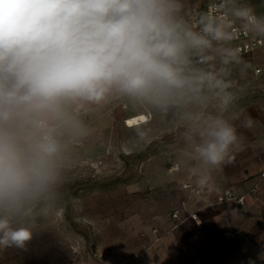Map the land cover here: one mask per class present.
<instances>
[{"label": "clouds", "instance_id": "9594fccd", "mask_svg": "<svg viewBox=\"0 0 264 264\" xmlns=\"http://www.w3.org/2000/svg\"><path fill=\"white\" fill-rule=\"evenodd\" d=\"M181 8L180 0H0V250H25L40 231L38 210L61 200L68 143L88 134L80 105L123 99L171 113L192 145L181 155L194 162L186 172L200 190L234 161L244 136L222 113L234 100L229 66L248 65L225 45L236 21L264 38V15L225 0L222 15L201 13L194 30ZM216 57L219 69L209 63ZM212 99L221 114L205 115ZM146 124L136 127L140 141ZM251 126L244 117L241 127Z\"/></svg>", "mask_w": 264, "mask_h": 264}, {"label": "rangeland", "instance_id": "374dc122", "mask_svg": "<svg viewBox=\"0 0 264 264\" xmlns=\"http://www.w3.org/2000/svg\"><path fill=\"white\" fill-rule=\"evenodd\" d=\"M233 88L234 100L222 113L232 122L264 101L255 82L238 81ZM115 101L123 107L129 102ZM204 111L221 114L220 101L210 100ZM146 127L151 132L145 141L123 121L86 142H69L61 200L38 210L39 233L25 250H0V264H79L99 256L126 261L149 248L151 236L160 238L159 222L182 193L177 155L192 145L171 113L152 114Z\"/></svg>", "mask_w": 264, "mask_h": 264}, {"label": "crops", "instance_id": "0c3cea01", "mask_svg": "<svg viewBox=\"0 0 264 264\" xmlns=\"http://www.w3.org/2000/svg\"><path fill=\"white\" fill-rule=\"evenodd\" d=\"M212 1L180 0L181 16L184 19L186 10L192 8L200 17ZM236 3L251 5L258 15H264V0H236ZM241 58L248 67L229 66L230 79L233 83L255 82L256 87L264 91V47ZM209 63L216 69L222 66L219 57ZM229 91L236 93L233 86ZM116 103L113 99L99 106H78L82 112H76V109L75 112L87 126L88 134L75 141L86 142L97 132L119 126L123 121L140 115H144L149 123L154 114L130 102L126 107ZM259 104L248 116L252 120L250 128L241 127L246 113L234 120L238 133L244 136L243 144L234 150L235 158L231 164L213 171L214 186L206 188L204 195L199 196L182 188L186 182L195 185L194 179L186 172V167L195 165L181 154L177 155L175 164L180 170L178 176L182 193L175 208L162 216L159 222L162 235L157 239L151 236L149 248L126 261L107 256L101 259L102 256H99L100 261L88 259L79 264H264V180H260V173L264 171V101ZM255 186L258 190L253 193L251 189ZM224 190H230L235 197H244V202L229 200L216 203L218 195ZM174 212L178 213L176 219L171 217ZM193 213L197 216L196 221L190 218ZM227 231L233 232L234 236H226Z\"/></svg>", "mask_w": 264, "mask_h": 264}, {"label": "built area", "instance_id": "2783aa9c", "mask_svg": "<svg viewBox=\"0 0 264 264\" xmlns=\"http://www.w3.org/2000/svg\"><path fill=\"white\" fill-rule=\"evenodd\" d=\"M225 8V0H213L206 8V13L215 14L217 16H220L223 14ZM184 21L191 25V27L194 30H199V17L197 15V12L195 9L189 8L186 10V15L184 17ZM241 24V23H240ZM240 24L235 22L234 25V31L236 32V38L231 41V47H235L239 49L240 56L247 55L253 53L255 50L264 47V38L257 37L251 33L243 32L240 29ZM256 72H260V70H257ZM82 112V109L80 107L76 108V112ZM128 119L124 121L126 126H129L127 123ZM147 121V119H146ZM144 121L139 119L137 121V124H142ZM260 180H264V171L260 173ZM182 188L188 189L190 193L202 196L205 194L206 190H200L197 186H195L191 182H186L182 185ZM258 190V186H255L251 189V192L255 193ZM229 200H235L238 203L244 202V197H235L233 193L230 190H224L220 195H218L216 199V203L222 204ZM172 218H178V213L174 212L171 215ZM190 218L194 221L197 220L196 214H191ZM228 237H233L234 233L231 231H227L225 233Z\"/></svg>", "mask_w": 264, "mask_h": 264}, {"label": "bare ground", "instance_id": "6f19581e", "mask_svg": "<svg viewBox=\"0 0 264 264\" xmlns=\"http://www.w3.org/2000/svg\"><path fill=\"white\" fill-rule=\"evenodd\" d=\"M139 119H141L142 121H146V117L144 115H140L138 117H134V118H130L128 119L127 123H128V127H134L135 125H138L137 124V121H139ZM126 125V124H125ZM140 125V124H139Z\"/></svg>", "mask_w": 264, "mask_h": 264}]
</instances>
